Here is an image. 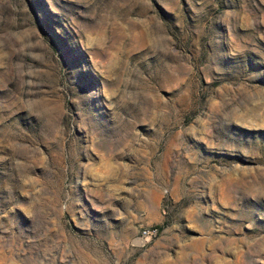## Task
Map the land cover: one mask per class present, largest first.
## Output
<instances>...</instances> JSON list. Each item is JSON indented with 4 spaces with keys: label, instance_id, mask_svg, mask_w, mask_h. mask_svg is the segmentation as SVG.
Instances as JSON below:
<instances>
[{
    "label": "rangeland",
    "instance_id": "1",
    "mask_svg": "<svg viewBox=\"0 0 264 264\" xmlns=\"http://www.w3.org/2000/svg\"><path fill=\"white\" fill-rule=\"evenodd\" d=\"M0 264H264V0H0Z\"/></svg>",
    "mask_w": 264,
    "mask_h": 264
},
{
    "label": "built area",
    "instance_id": "2",
    "mask_svg": "<svg viewBox=\"0 0 264 264\" xmlns=\"http://www.w3.org/2000/svg\"><path fill=\"white\" fill-rule=\"evenodd\" d=\"M157 233H158L157 230H154V231H144L142 233V237H144V238H151L152 236H156Z\"/></svg>",
    "mask_w": 264,
    "mask_h": 264
}]
</instances>
